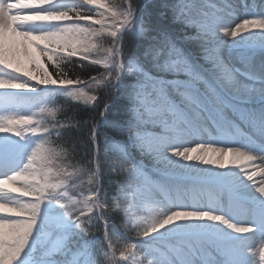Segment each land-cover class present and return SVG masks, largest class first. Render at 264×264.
Returning a JSON list of instances; mask_svg holds the SVG:
<instances>
[{
	"label": "snow or ice",
	"instance_id": "1",
	"mask_svg": "<svg viewBox=\"0 0 264 264\" xmlns=\"http://www.w3.org/2000/svg\"><path fill=\"white\" fill-rule=\"evenodd\" d=\"M0 264H264V0H0Z\"/></svg>",
	"mask_w": 264,
	"mask_h": 264
},
{
	"label": "trees",
	"instance_id": "2",
	"mask_svg": "<svg viewBox=\"0 0 264 264\" xmlns=\"http://www.w3.org/2000/svg\"><path fill=\"white\" fill-rule=\"evenodd\" d=\"M50 70H51V69H50ZM101 71H102V69H101ZM96 74H97L96 71H91L90 73H82L81 75H82L83 78L88 79L90 75H96ZM101 95H102V94H101ZM82 107H83V106H82ZM98 111H99V110H98ZM90 114H91V113H89V112H87V111H83V110H81L80 113H79V116L77 117V119H78V120H84V119H86ZM63 115H65V113L60 112V113L57 114V118H60V117H62ZM102 131H103V130H102ZM110 134H111V133H110ZM69 135H71V137H72L73 139H75V138H77L80 134H79V133H76L75 131H73V132L69 133ZM113 135H115V138H116L117 140L122 139V137L119 136L118 134H113ZM65 138L67 139V136H66ZM100 144H101V146H102V144H103V140H102V138H101V140H100ZM134 155H137V156H138L137 153H134ZM143 162H144L145 164H150V161H149L147 158H144V159H143ZM73 163H75V161H73Z\"/></svg>",
	"mask_w": 264,
	"mask_h": 264
},
{
	"label": "rangeland",
	"instance_id": "3",
	"mask_svg": "<svg viewBox=\"0 0 264 264\" xmlns=\"http://www.w3.org/2000/svg\"><path fill=\"white\" fill-rule=\"evenodd\" d=\"M233 2L235 3H239V0H233ZM248 2L251 4L253 2H259V0H248ZM238 16L242 19L244 17V10L243 8H239L238 9Z\"/></svg>",
	"mask_w": 264,
	"mask_h": 264
}]
</instances>
